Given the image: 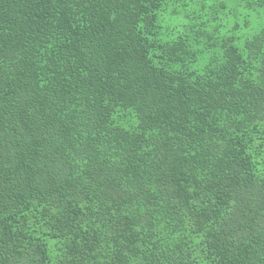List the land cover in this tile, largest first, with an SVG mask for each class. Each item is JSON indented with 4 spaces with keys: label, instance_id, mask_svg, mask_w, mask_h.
Returning <instances> with one entry per match:
<instances>
[{
    "label": "trees",
    "instance_id": "16d2710c",
    "mask_svg": "<svg viewBox=\"0 0 264 264\" xmlns=\"http://www.w3.org/2000/svg\"><path fill=\"white\" fill-rule=\"evenodd\" d=\"M0 264H264V0H0Z\"/></svg>",
    "mask_w": 264,
    "mask_h": 264
}]
</instances>
